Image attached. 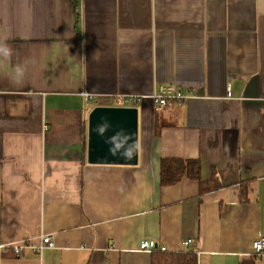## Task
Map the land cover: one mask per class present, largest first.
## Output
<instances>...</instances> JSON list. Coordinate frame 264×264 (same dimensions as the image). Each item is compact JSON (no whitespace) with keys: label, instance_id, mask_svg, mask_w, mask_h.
I'll return each mask as SVG.
<instances>
[{"label":"crops","instance_id":"crops-1","mask_svg":"<svg viewBox=\"0 0 264 264\" xmlns=\"http://www.w3.org/2000/svg\"><path fill=\"white\" fill-rule=\"evenodd\" d=\"M0 44V264H152L144 240L264 264V0H0ZM172 85L189 97L157 106ZM100 106L138 109L137 165L88 163ZM170 158L221 188L162 187Z\"/></svg>","mask_w":264,"mask_h":264},{"label":"water","instance_id":"water-1","mask_svg":"<svg viewBox=\"0 0 264 264\" xmlns=\"http://www.w3.org/2000/svg\"><path fill=\"white\" fill-rule=\"evenodd\" d=\"M139 157V111L96 107L88 118L87 161L92 165L134 166Z\"/></svg>","mask_w":264,"mask_h":264},{"label":"trees","instance_id":"trees-1","mask_svg":"<svg viewBox=\"0 0 264 264\" xmlns=\"http://www.w3.org/2000/svg\"><path fill=\"white\" fill-rule=\"evenodd\" d=\"M202 165L199 159H163L161 162L162 187L172 186L179 183L184 177L199 181L200 193H207L221 188L216 176L210 182H205L201 178ZM13 252L12 249H10ZM155 252V251H153ZM15 256H20L16 255ZM152 264H198L197 257L191 253H154ZM243 264H255L254 260Z\"/></svg>","mask_w":264,"mask_h":264},{"label":"built area","instance_id":"built-area-1","mask_svg":"<svg viewBox=\"0 0 264 264\" xmlns=\"http://www.w3.org/2000/svg\"><path fill=\"white\" fill-rule=\"evenodd\" d=\"M85 105L88 106L90 103L96 100V97L93 94L90 93H83L82 94ZM189 95L185 94L178 86L172 85L169 88L165 86H160L152 95L151 98L153 102L157 106H166L169 103H177L180 104L183 101H185ZM109 99L112 102H118L120 99H122L123 103H129L130 101L137 102L141 99L136 97H119V96H111ZM192 240H187L184 242V246H189L191 244ZM28 242L19 243L16 245H12L10 249L13 250V253L16 255H21V253L24 251L26 247L31 248L34 252H42L46 248H54V243L52 241V238L50 236H42L41 237V244L40 245H33L30 246L27 244ZM140 250L144 252H153V251H161V252H167V248L162 246L160 248L159 244L154 240H144L140 244ZM252 250L254 256L257 258L261 257L264 254V237L261 236L258 239H256L252 244Z\"/></svg>","mask_w":264,"mask_h":264},{"label":"clouds","instance_id":"clouds-1","mask_svg":"<svg viewBox=\"0 0 264 264\" xmlns=\"http://www.w3.org/2000/svg\"><path fill=\"white\" fill-rule=\"evenodd\" d=\"M11 53V49L6 44H0V54L8 56Z\"/></svg>","mask_w":264,"mask_h":264}]
</instances>
